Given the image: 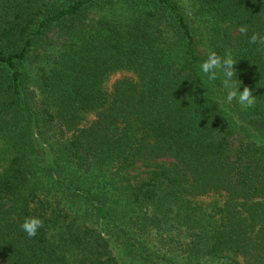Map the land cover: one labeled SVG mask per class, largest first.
<instances>
[{
	"label": "trees",
	"instance_id": "1",
	"mask_svg": "<svg viewBox=\"0 0 264 264\" xmlns=\"http://www.w3.org/2000/svg\"><path fill=\"white\" fill-rule=\"evenodd\" d=\"M187 1L198 27L177 0H0V264L146 263L116 249L120 207L160 223L149 264H264V0ZM48 38L65 49L34 71ZM227 49L252 108L199 72Z\"/></svg>",
	"mask_w": 264,
	"mask_h": 264
},
{
	"label": "rangeland",
	"instance_id": "2",
	"mask_svg": "<svg viewBox=\"0 0 264 264\" xmlns=\"http://www.w3.org/2000/svg\"><path fill=\"white\" fill-rule=\"evenodd\" d=\"M179 5H181V9L184 10L186 13H188L190 19H191V25H196V27H198V24L201 20V17L198 16V18L194 17V19L190 16L192 13V5L189 4V2L187 0H177ZM194 21V22H193ZM197 35V45H198V49L201 50V53L205 52V47L204 44L206 43L205 40L202 39L201 35L199 32L196 33ZM49 36L53 37V32L49 33ZM54 41L48 38V41L46 42V44L43 47V52L41 53V57L37 58L34 62H32V64H28V67H30L31 69H34V71L38 68V67H54L56 66L57 62L60 59V55L63 52V50L65 49V45L59 47L58 45H55L53 43ZM124 74H129V72L127 71H115L113 72L108 79H106V81L104 82V86L106 89H110L111 85L113 84V82L121 77ZM32 84V82H30L29 86H28V91L30 92L31 88L30 85ZM37 94V92H36ZM35 99H39L40 97L39 95L36 97ZM49 127V128H47ZM46 128H43V131L46 132V134H51L53 133V131L55 130L54 127L52 126H47ZM11 152V148L8 147V144L0 139V169L3 167V165H5V163L7 162L9 155ZM43 153H45L44 149H43ZM166 161H169L166 159ZM139 166V165H137ZM138 171L137 167L131 171V173H136ZM132 211V210H131ZM131 211H127L125 207H120L119 210L116 211L115 215H114V221L116 223H118L119 225L122 224L123 227V231L120 232V234H116L118 242H115L114 244L116 245V249H118V246H120V244H124V239L126 240V242H132V238L134 240H136V244L139 247H144L146 248V252L148 253L146 255V263L149 264L150 262V255L151 257H153V259L157 258V257H161L163 254H165V249H159L160 246L159 244L156 243L157 239H154L155 237H157V233L155 230V224L160 225L159 222L154 223V224H149L151 226H149L147 232L144 235H140L139 233L141 231L136 232V222L134 220V215H135V209L133 212ZM147 217V215H146ZM121 221V222H120ZM89 223L90 225V218H89ZM180 225V224H179ZM93 227H96L95 225H92ZM180 227H182L180 225ZM117 230V229H116ZM169 231V230H168ZM173 234L172 236H178L179 234L175 233L174 229H171V233ZM184 234V233H183ZM183 234H181L180 236L185 239V237L183 236ZM161 237L165 236V233H163L162 235H160ZM113 241L115 240V238H111ZM177 244V243H176ZM117 251V250H116ZM150 252V253H149ZM169 255H174V250L172 249L171 252H169ZM137 261L135 264H146L144 261H139V260H135Z\"/></svg>",
	"mask_w": 264,
	"mask_h": 264
},
{
	"label": "clouds",
	"instance_id": "3",
	"mask_svg": "<svg viewBox=\"0 0 264 264\" xmlns=\"http://www.w3.org/2000/svg\"><path fill=\"white\" fill-rule=\"evenodd\" d=\"M241 34L247 35L248 29L242 26L239 30ZM249 43L260 44L264 48V35L253 33L249 37ZM231 49L225 50L221 57L214 50L208 52L206 58L198 65L199 72L208 82L218 79L225 90V101L231 104L234 100L244 108H252L256 103V97L252 91L245 86L239 91L240 82L236 79L235 64ZM43 227V221L38 217H26L21 224V229L29 236L34 237L37 231Z\"/></svg>",
	"mask_w": 264,
	"mask_h": 264
}]
</instances>
